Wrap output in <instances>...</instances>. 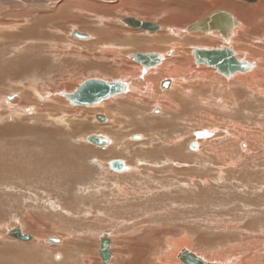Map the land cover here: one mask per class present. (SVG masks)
<instances>
[{
    "label": "rangeland",
    "instance_id": "rangeland-1",
    "mask_svg": "<svg viewBox=\"0 0 264 264\" xmlns=\"http://www.w3.org/2000/svg\"><path fill=\"white\" fill-rule=\"evenodd\" d=\"M184 1L194 5L192 13L198 12L194 19L182 22L184 26L216 9L203 0ZM115 5L63 0L57 6L42 8L0 0V264H102L97 250L99 238L105 234L114 241V257L124 254L129 259L126 264H141L143 258L156 264L162 249H176L168 241L182 240L191 245L194 253L207 258L234 255L242 264H264V252L258 250L264 240V100L241 99L236 119L230 115L235 104L224 108L216 105L210 110V105L206 109L203 102H193L187 96L179 104L180 116L173 119L174 113L155 114V103L145 98V81L140 80L143 97L137 103L119 99L123 104L118 114L114 113L116 119H110L105 111L113 114V102L106 106L108 110L72 108L61 98L59 93L73 91L87 78L132 77L135 64L128 56L136 50L147 52L144 48L157 39L120 24L121 18L134 15L111 10ZM143 5L146 3L140 7ZM154 13L152 21L162 24L167 20L163 13ZM184 18L173 20L176 25L172 27H180ZM261 19H257L255 27H248L249 31L242 24L247 29L244 34L249 33L242 36L245 40L238 39L246 41L243 47L253 51L264 47V18ZM72 30L97 39L99 34L102 41L93 39L80 44L82 41L70 38ZM165 37V50L169 52L172 43L181 46L179 39H185L182 48L187 50L199 45L191 37ZM119 68L128 74H121ZM184 79L193 81L191 77ZM220 88L222 94L228 93V88L218 85L213 91H199L208 92V98L211 93L220 97ZM242 92L243 96L248 95L247 91ZM212 114L216 117L215 126L208 119ZM96 115L107 117L109 124L97 122ZM202 119H208V124L200 122ZM233 125L251 128L253 137H247L253 138L252 145H258L252 146L254 156L241 155V143L226 146L225 153L231 161H221L215 153H209L213 142L204 144L206 148L203 145L201 152L190 150L195 132L214 131L228 140L236 128ZM220 126L222 130L218 131ZM100 128L112 130V142L104 150L84 140L88 135L101 133L97 131ZM134 135H146L150 142L132 139ZM113 137L119 144L117 149ZM214 142L218 148L223 144L217 137ZM111 149L114 154L107 153ZM96 152L101 158H96ZM117 158L128 162L129 175L114 177L111 170L107 171L106 163ZM228 162L237 166L225 165ZM15 228L32 239L21 242L9 237ZM61 237L65 244L44 242ZM113 264H119V258Z\"/></svg>",
    "mask_w": 264,
    "mask_h": 264
},
{
    "label": "bare ground",
    "instance_id": "bare-ground-1",
    "mask_svg": "<svg viewBox=\"0 0 264 264\" xmlns=\"http://www.w3.org/2000/svg\"><path fill=\"white\" fill-rule=\"evenodd\" d=\"M7 1L13 2L15 4H17V3L22 4V5L24 4L25 6H36V7L40 6L42 8H45V7H49V6H51V7L57 6L63 0H57L56 2H49V3L48 2H40V1L34 2V1H30V0H27V1L26 0H7ZM95 1H98V2L103 3V4L109 3V5L117 3V6L115 5L116 7L114 6L113 9H111V10H114V9H119V10H123V11L125 10V11L130 12V14L134 15V16H129L127 14L128 16L121 18L119 20L120 24H122L128 30H132V32L135 31V32H139V34L140 33L141 34L142 33L148 34L150 36H155L157 39H154L155 41H153L151 44L149 43L150 45L148 44L147 47L144 48V50H146V51L148 50L147 52H143V51L137 52V50H136L137 53L135 52V53H132L128 56L129 59L132 60V63L135 64V67L133 68L134 72L132 73L134 75L132 77H131V75L129 77L121 76V77H118L117 80H105V79L100 78V77H91V78H87L88 80H85V81L83 80L82 83H79L78 86L73 91L66 92V93L65 92L59 93L61 95V98L63 99V101H65L68 104V106H71L72 108H89V109L101 107L104 109V107L108 106L109 104H111L113 102L116 106L115 109L113 110L114 112H112L113 114H110L108 111H105V113L108 114L107 116L109 118L111 117L110 119H112V118L116 119V118H114V113L118 114V109L123 103H127V101L128 102L132 101V102L137 103L139 101L140 97L141 98L143 97V93H141V91H142L141 88L143 85L140 86V88L138 86L140 80L145 81L144 82L145 87L143 88L146 90V92L144 93L145 98H148L149 100H152V102L155 103L153 105V109H154L153 111L156 112L155 114H157V113L162 114L163 113V115H164L165 113H169V114L174 113L175 115H173V119H176L180 116V114L178 113V112H180L179 111L180 109L178 110L179 104L184 102L183 97L186 98L187 96H188L187 98L192 100L193 102L195 100L203 102V104L206 105V109H207V107H209L207 105H210L211 106L210 110H212V108L216 105L220 108H224L225 106L231 105V104H233L231 106V107H233L235 104V106L237 108L236 107L232 108L233 110H232L230 115H232L236 119L238 118V115L236 117V114L239 113L238 107L240 106L241 99H243L244 97L245 98L248 97L250 100H254L255 102L260 101V100H262V101L264 100V99H259L261 97H264V47L256 48V51H253V50H251V47H243V45L246 44V41H244L243 43L240 41L238 42V39L239 38L242 39L243 35L247 36L249 34L248 32H247L248 33L247 35L244 34V32L247 29L249 31V28L255 27V23L258 21L257 20L258 18L259 19H261L262 17L264 18V0H240L241 2H243L245 4H240L235 0H203V1L207 2V5L210 8L212 7V8H216V9L209 11L208 13H206L204 16H202L201 18H199L196 21H191V22L187 23L185 26L182 25L183 24L182 22H184V21L186 22V20L189 21V20L194 19L198 12L192 13L191 9L194 7V5H192V3H190V5H188V4L186 5L185 1L183 2V0H166L165 2H162L161 0L160 1L158 0V2H155L156 0H95ZM189 1H188V3H189ZM196 1H201V0H196ZM191 2H194V0ZM255 2H259V3H257L256 6H253V3H255ZM143 3H146V5H143V6L148 7L149 10L146 9L145 7H140V4H143ZM63 7H59V10H62ZM65 8H67V7H65ZM140 8H142V9L140 10ZM105 10H107V9H105ZM184 10L188 11L187 14L185 13ZM200 10H201V8H200ZM154 12L155 13H157V12L163 13L162 16L167 20H165V22H162V24L161 23L159 24L157 21H152L151 17L153 16ZM216 12L217 13L219 12V14H221V15L213 17L212 14H215ZM243 15H247L249 17L244 18ZM140 16H143V18H140ZM229 16H231L234 19L235 26L229 27V24H230V22L228 20ZM260 16H261V18H260ZM181 17L182 18L185 17L183 20L181 19V22H179V23H181L182 27L179 24H177V25H179L181 28L180 27H172V26L176 25V22H173V20L177 21V18H181ZM125 19L126 20L129 19L130 21L131 20L139 21V22L145 23L147 25L153 24L156 27V29L151 28V27H147L146 29L141 30V29L136 28L135 26L133 27L131 25V23H128V24H130V26H129L127 24V22H125L126 21ZM246 19H249L250 22H247ZM168 20H169V22H168ZM201 21H202V24L204 25V28H202V30L196 29L194 27L190 28L191 25L197 24L198 22H201ZM170 22H171V25H170ZM259 22H260V20H259ZM242 24H246L245 27H247V29L244 28V26L242 27ZM167 25H170V26H167ZM228 27L230 29H227ZM164 34L173 37L172 39H174V38L179 39L181 37H191L199 45L197 47H190L187 50L186 48H182L185 45V44L184 45L182 44V42H184L185 39H179L181 46L179 45V43H177V44L172 43L173 44L171 47L172 50L169 52V49H167V51L165 50V47L167 46V41H165L166 35H164ZM97 35L100 39L95 38L94 35H91L92 36L91 37L88 34L81 33L78 30H72L69 33V36L71 39L75 38V39L82 41V42H80V44L84 43V42L87 43L89 41L91 42V41H93V39H95V41L97 43H99L98 41H102V38L99 34H97ZM205 35H208V36H205ZM80 36H86V38H84V37L80 38ZM33 38H35V37H33ZM33 38H32V40H33ZM191 38L189 39L190 41L192 40ZM78 40H74V41L78 42ZM186 40L188 41V39H186ZM190 41H189V44L191 43ZM248 41H249V39H248ZM233 44H234V47H233ZM209 45L210 46L217 45V46L216 47H209ZM138 46L140 47V45L135 44L136 48H138ZM249 46H250V44H249ZM149 50H151V51H149ZM156 50H157V52L159 51V53H157ZM200 50H202V51L214 50V51H217L218 53H223L224 56L221 57L220 60H222V59L225 60L228 58L230 61L229 64H231V65H228V67L233 68L234 62L238 61V62L247 63L250 68L243 67L242 71H240V70L231 71L232 68L230 69L228 67H220L221 65H219V64H213V65H210V64L207 65L205 63L204 64H202V63L196 64V62H195V57L197 55L196 51H200ZM101 53H102V51H101ZM225 53H227V54L225 55ZM241 56L243 58H241ZM248 58L250 60H248ZM118 72H120L123 75L128 74V72H126L125 70H123L121 68L118 69ZM136 74H138V75L136 76ZM184 77H186V78L191 77V78H193V81H187V79H184ZM89 80H99V81H103V82H107V83H118V84H121L123 86L124 90L119 94H115L112 97H110L104 101L98 102V103L91 105V106H78V105H75V104H72L71 102H69L67 97L73 95L83 83H85L86 81H89ZM191 82H193V83L197 82V83L195 85H191ZM216 85L223 87V88L225 87V89L228 88V93H227V91H225L222 94V89L220 88L221 89L220 94H218V96L220 95V97H217V94L215 95V93L213 95L211 93V96L209 95V98H208L207 97L208 92L199 91V90H204L205 88H210L212 90L213 88H215ZM242 91H247L248 95L243 96L244 94ZM119 99H123V101H122L123 103L121 101H118ZM225 99H228L229 101L232 100L233 103L232 102H226ZM124 100L125 101L127 100V101L125 102ZM140 102L142 103V101H140ZM246 102L248 103L247 100H246ZM247 106H249L250 112H251L252 110H251L250 103H248ZM142 107H144V106H142ZM229 108H228V110H229ZM105 109L108 110V107H106ZM260 111H261V109H260ZM212 112H214V111H212ZM141 113H142V111H141ZM94 119L103 125H107L110 122V120L107 117H104L103 115H96L94 117ZM208 119L211 123H214L216 117L214 114H212V115L208 116ZM208 119H206V120H208ZM206 120L202 119V120H200V122L204 121L205 124H208V122H205ZM232 121H233V119H232ZM114 122H115V120H114ZM170 123H172V122L170 121ZM213 125L215 126V123ZM227 125H226V127H227ZM233 126L236 128L235 129L233 128L234 131L232 134H229L230 137L228 140H227V137L222 138L220 133H218L216 135V133L214 131L209 132V130H201V131L196 130L197 132H195L193 134L195 136V140H194L195 143L190 145V150L196 151L197 153L201 152V148L204 144L210 143V142L212 144V142H213L212 145H214V146L212 148L210 147V146H212L211 144H209L210 146L208 145L211 148V149H209L210 152L209 151L208 152L211 154L215 153L216 158L220 159L221 161L223 159L231 161V159L225 153L226 152L225 151L226 146L231 145V144L234 146V145H239L241 143L240 146L242 148V152L240 154L241 155L243 153L245 155L252 154V156H254L253 155L254 148H252V146H256V145H252L251 140L253 138L251 139V137L250 138L247 137L248 135L253 137V131L251 130V128H240V126H237V125H233ZM157 127H159V125H157ZM219 128H221V129H219ZM219 128H216V129H218V131L222 130L221 126ZM137 129H138V127H137ZM110 130L111 129L107 130V129L100 128L97 131H100L101 133H97L98 135L97 134L88 135L87 137H85L84 140L87 143H89L93 146H96L97 148H100L101 150H104L112 142L111 141L112 138L109 136ZM223 130H224V128H223ZM137 131H139V130H137ZM137 131H134V132H137ZM227 131H226V133H227ZM114 132H115L114 135L117 138L118 135H116V133H119V132H118V130L114 131ZM139 132L147 133L146 130L145 131L141 130ZM224 132H225V130H224ZM91 136H95L99 139H102L103 144L97 145V144L91 143L89 141V138ZM216 137L218 139V142H223V144L221 146H219V148H218V146H216V143H215L216 141L214 142ZM146 138H147L146 135H134V137L132 139L140 140L142 142H145V141L150 142L149 138L147 140H146ZM213 138H214V140H213ZM196 139H199V141H197ZM200 139H203V140L201 141ZM243 139H244L245 144L242 143ZM114 143L116 144L115 149H117L118 148L117 146L119 144L116 141V139L114 140ZM205 146L206 145H204V147ZM256 147H258V145ZM152 149H150V150H152ZM252 149H253V152H251ZM112 152H113V154L115 153L113 151V149H111L110 152H107V153H112ZM98 155L99 154L97 153L96 158H101V156L99 157ZM101 155L104 156L103 153H101ZM204 161H206V160H204ZM117 162H119L121 164L120 168H117L115 166V163H117ZM233 164H235V163L228 162L225 165L232 167V166H234ZM128 166H129V164L127 161H125L123 159H118V158L116 160L113 159V160L108 161L106 163L107 171L111 170V172H109V173L110 174L112 173L111 175H113L114 177L115 176L118 177V176H122V175L124 176L125 174H127L126 172H128V171L130 172L131 167L130 166L128 167ZM235 166H237V165L235 164ZM127 175H129V174H127ZM87 189H89V188H87ZM87 189H86V191H87ZM80 190H82V189H80ZM86 191L84 189V192H86ZM87 192H89V191H87ZM99 199H101V198H99ZM89 207H91V206H89ZM91 208H94V207H91ZM16 230L19 231L21 233V235H23V237H27L28 240H22V239L16 238L14 236V231H16ZM155 235H156V232H155ZM149 236H151V235H149ZM9 237L21 240V242L22 241H29L30 239H32L30 236L24 235L19 228H15L11 233H9ZM44 242L46 244H49V245H53V243H54L55 245L58 246V245L63 244L65 241L61 237L60 239H58V238H52L51 240L47 239V240H44ZM99 242H100V244H99V250H97V255L101 259L102 264H113V260L115 258H119V264H120V261L123 262L122 264H126L125 261L129 262L128 257L125 256L124 254H123L124 256L121 255L123 257H121L118 254L116 257H114V254L112 252V249L114 247V245H113L114 241L112 240V238L109 235L105 234L102 237H100ZM168 242H169L168 243L169 246H177L176 249H173L172 247L167 248L166 251L162 249L161 253H160V257L158 258L156 264H242V263H239V258H236L234 255H233L234 257L230 255V257H228V258L226 256L224 258L216 257L213 259V258H207V256H205V255L202 256L203 254L200 255L199 253H194L192 250H190L191 245L188 246L186 240L178 241L175 243H173L171 241H168ZM258 247H259L258 250H260V248H261V253L264 252V240H262V242L260 244H258ZM252 248L253 247H251L250 249H252ZM255 251H253L254 254H255ZM120 252H122V251H120ZM256 252L258 253L260 251H256ZM224 253H226V252H224ZM142 255H144V254H142ZM142 255H140V256H142ZM89 258H91V257H89ZM249 258H247V261H249V262L252 261L251 258L250 259ZM82 259H84V258H82ZM145 259H147V260H145ZM145 259L144 258L142 259L143 262L141 261V264H152L150 258H145ZM83 262H85V261H83ZM255 262H254V264H256ZM91 264H93V263H91ZM250 264H253V262H251Z\"/></svg>",
    "mask_w": 264,
    "mask_h": 264
},
{
    "label": "water",
    "instance_id": "water-1",
    "mask_svg": "<svg viewBox=\"0 0 264 264\" xmlns=\"http://www.w3.org/2000/svg\"><path fill=\"white\" fill-rule=\"evenodd\" d=\"M221 14H219V12L212 14L213 17L219 16ZM126 20V19H125ZM230 24V26H235V21L234 19L229 16L228 18ZM125 22L131 23V25L138 29L144 30L147 27H151V28H155L156 27L153 24H145L139 21H135V20H129L127 19ZM130 26V24H128ZM196 28L199 30H202V28H204V25L201 22H198L197 24L191 25L190 28ZM227 29H230V28ZM86 38V36H80V38ZM217 51L211 50V51H196V57H195V62L196 64H207V65H213V64H219L221 65L220 67H228L229 64V59H225V60H220L221 57H223V53H216ZM227 53H225L226 55ZM225 61V62H224ZM243 67H247L250 68L249 65L247 63L244 62H234V66L232 67H228V68H232L231 71H236V70H243ZM123 86L121 84L118 83H107V82H103V81H99V80H89L86 81L85 83H83L78 89L77 91L71 95L68 96L67 99L69 102H71L72 104L78 105V106H91L94 105L98 102L104 101L110 97H112L115 94H119L123 91ZM100 119V118H99ZM102 119V118H101ZM89 141L93 144H97V145H102L103 144V140L99 139L95 136H91L89 138ZM120 163L117 162L115 163V166L117 168H120ZM14 236L16 238L22 239V240H28L27 237H23V235H21V233L19 231H14ZM106 248V247H105Z\"/></svg>",
    "mask_w": 264,
    "mask_h": 264
}]
</instances>
